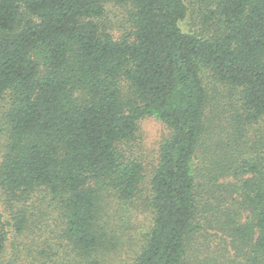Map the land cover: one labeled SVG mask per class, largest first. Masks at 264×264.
I'll list each match as a JSON object with an SVG mask.
<instances>
[{
  "label": "trees",
  "instance_id": "1",
  "mask_svg": "<svg viewBox=\"0 0 264 264\" xmlns=\"http://www.w3.org/2000/svg\"><path fill=\"white\" fill-rule=\"evenodd\" d=\"M122 254L264 264V0H0V264Z\"/></svg>",
  "mask_w": 264,
  "mask_h": 264
},
{
  "label": "rangeland",
  "instance_id": "2",
  "mask_svg": "<svg viewBox=\"0 0 264 264\" xmlns=\"http://www.w3.org/2000/svg\"><path fill=\"white\" fill-rule=\"evenodd\" d=\"M140 128L144 142L149 148H158L159 143L168 135L169 130L166 125L155 117H148L140 121ZM130 255L122 254L118 258L109 260V264H129Z\"/></svg>",
  "mask_w": 264,
  "mask_h": 264
}]
</instances>
